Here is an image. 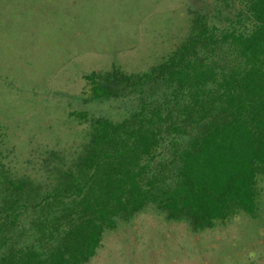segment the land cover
I'll list each match as a JSON object with an SVG mask.
<instances>
[{
  "label": "trees",
  "instance_id": "obj_1",
  "mask_svg": "<svg viewBox=\"0 0 264 264\" xmlns=\"http://www.w3.org/2000/svg\"><path fill=\"white\" fill-rule=\"evenodd\" d=\"M235 20L193 13L186 39L140 73L84 76L75 150H45L34 176L0 165V264H88L104 234L152 207L193 232L258 215L264 178V0H218Z\"/></svg>",
  "mask_w": 264,
  "mask_h": 264
},
{
  "label": "rangeland",
  "instance_id": "obj_2",
  "mask_svg": "<svg viewBox=\"0 0 264 264\" xmlns=\"http://www.w3.org/2000/svg\"><path fill=\"white\" fill-rule=\"evenodd\" d=\"M235 11L218 0H0V165L34 176L45 150L77 149L88 125L71 112L121 115L117 101H86L85 75L145 72L186 39L193 13L225 27ZM257 188L256 219L193 233L149 207L107 231L88 264H264L263 177Z\"/></svg>",
  "mask_w": 264,
  "mask_h": 264
}]
</instances>
